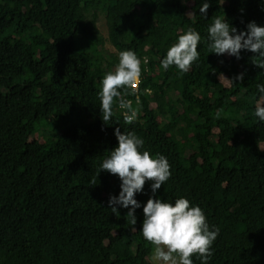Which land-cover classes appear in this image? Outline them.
<instances>
[{"label": "trees", "instance_id": "trees-1", "mask_svg": "<svg viewBox=\"0 0 264 264\" xmlns=\"http://www.w3.org/2000/svg\"><path fill=\"white\" fill-rule=\"evenodd\" d=\"M210 5L203 16L200 0H0V264H151L142 207L133 225L128 209L107 205L120 180L100 164L116 128L168 158L172 175L156 196H185L220 228L208 264H264V122L255 116L264 68L255 53L218 56L207 42L215 17L238 32L264 25V0ZM189 27L202 37L199 61L184 74L163 70ZM128 49L142 61L138 87L124 95L138 117L126 123L114 101L106 124L101 80ZM150 183L136 196L142 206Z\"/></svg>", "mask_w": 264, "mask_h": 264}, {"label": "clouds", "instance_id": "clouds-1", "mask_svg": "<svg viewBox=\"0 0 264 264\" xmlns=\"http://www.w3.org/2000/svg\"><path fill=\"white\" fill-rule=\"evenodd\" d=\"M210 6V0H200V14L206 16ZM227 21L215 17L208 26L207 42L210 53L218 56L227 54L240 59L242 51H250L260 58V63L256 65L264 68V25L252 21L247 24L246 31L238 32ZM201 43L200 32L193 27L187 28L167 49L166 55L160 61L161 68L167 71L175 66L180 74L187 73L199 61L200 52L197 49ZM141 63V58L135 51L122 50L119 52L115 70L108 71L103 76L98 97L101 117L106 124L113 117L114 101H118L120 109L126 110L123 113L126 123L130 124L137 119L138 109L124 95L133 94L128 90L140 83ZM243 76L240 73L235 80H242ZM229 81L234 83L233 80ZM256 89L260 99L264 101V83L257 84ZM255 116L260 122H264V103H257ZM114 135L118 141L117 146L100 164V170L107 171L120 180L119 194L109 196L108 208L113 214L119 213L118 208L128 209L126 217H130L135 225L136 209L142 207L144 219L140 231L144 239L154 246L149 257L151 264H194L193 255L201 264H208L212 256V245L220 228L210 226L204 210L187 197L181 196L169 202L156 196L161 185L172 175L166 156L152 155L144 150L145 141L134 132H121L120 128H116ZM148 181L151 182L152 195L142 206L136 196L143 192Z\"/></svg>", "mask_w": 264, "mask_h": 264}, {"label": "rangeland", "instance_id": "rangeland-1", "mask_svg": "<svg viewBox=\"0 0 264 264\" xmlns=\"http://www.w3.org/2000/svg\"><path fill=\"white\" fill-rule=\"evenodd\" d=\"M98 27L101 30V32L105 35L108 36V26H107V21L106 17L103 13H100L99 21H98ZM107 47L110 51H114V47L110 44L107 43ZM155 105V103H153ZM222 140V139H221Z\"/></svg>", "mask_w": 264, "mask_h": 264}, {"label": "built area", "instance_id": "built-area-1", "mask_svg": "<svg viewBox=\"0 0 264 264\" xmlns=\"http://www.w3.org/2000/svg\"><path fill=\"white\" fill-rule=\"evenodd\" d=\"M135 88H137L138 87V84H136V85H133Z\"/></svg>", "mask_w": 264, "mask_h": 264}]
</instances>
